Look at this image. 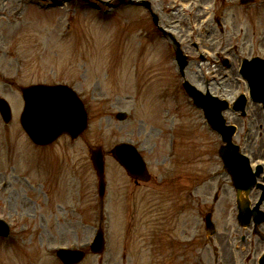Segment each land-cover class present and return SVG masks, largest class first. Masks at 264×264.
I'll list each match as a JSON object with an SVG mask.
<instances>
[{
    "label": "rangeland",
    "instance_id": "obj_1",
    "mask_svg": "<svg viewBox=\"0 0 264 264\" xmlns=\"http://www.w3.org/2000/svg\"><path fill=\"white\" fill-rule=\"evenodd\" d=\"M31 1L0 0V97L12 110L8 125L0 118V217L12 223L10 239H0V264H61L53 247L79 248L91 241L102 224L101 211L107 217L102 225L110 238L108 251L91 255L85 247L87 256L80 264H198L195 256L201 253L207 264H214L204 251L181 252L184 242L187 249V240L204 237L202 216L208 207L201 209L202 213L186 207L185 213H179V222L177 209H173L168 232L161 219L165 194L170 199L173 194H186L181 187L183 179L178 186L167 175H178L183 169L202 172L206 180L201 193L208 205H212L211 195L221 188L223 206L232 189L226 177H209L221 167L219 136L208 130L201 111L190 105L179 85L175 62L169 59V45L157 33L158 28L169 31L194 58L198 53L207 55L212 65L229 47L235 63L250 54L264 58V0H260V7L240 6L239 0H218L215 5L207 4L209 1L157 0L151 5L160 15L155 24L141 6H124L109 20H101L96 9L80 4L45 9ZM172 6L174 11H170ZM215 12L223 14V34L215 24ZM196 41L199 49L194 52L192 43ZM193 61L191 72L206 68L205 76L211 75L214 66ZM221 72L220 67L218 74ZM231 75L222 81L224 84L218 83L219 77L208 86L201 76L199 82H191L211 93L220 92L218 87L226 83L231 91L225 94L231 101L245 91L239 75L233 71ZM41 82L69 85L85 104L88 127L75 141L61 136L48 147H36L22 132L20 89ZM250 110L247 119L232 113L225 117L237 128L234 142L241 149L252 145L264 158V118L257 106L251 105ZM119 111L126 112V121L115 118ZM170 134L175 135L172 151L166 146ZM122 141L133 143L153 178L164 181L162 189L152 196L159 202L154 205L155 212L146 201L149 188L145 187L137 191L144 201L131 211L132 186L111 155L113 146ZM97 146L103 149L106 170L107 200L103 207L88 152ZM38 183L46 196L39 192ZM259 192L252 193V199L256 200ZM170 203L177 206L178 198ZM212 217L218 228L215 238L223 243L221 256L236 259L246 255L245 245L239 251L232 249V244L246 235L235 216L232 220L229 213L215 206ZM152 222L157 226L150 232ZM207 253L212 254L210 250Z\"/></svg>",
    "mask_w": 264,
    "mask_h": 264
},
{
    "label": "water",
    "instance_id": "obj_2",
    "mask_svg": "<svg viewBox=\"0 0 264 264\" xmlns=\"http://www.w3.org/2000/svg\"><path fill=\"white\" fill-rule=\"evenodd\" d=\"M257 60H254L252 66L255 70H262L264 68L263 62L256 64ZM250 64L247 63L248 80L250 82V87L252 88L253 97L260 99L264 102V74L256 75V79L250 75ZM253 71V70H252ZM260 73V72H259ZM191 89L190 95L195 99L197 105H200L209 119V122L213 126L220 130L223 134V140L228 144L221 150V156L223 157L226 166L231 168L234 173V181L237 182L239 188L247 189L252 185V181H242L237 176V171L235 172V167L241 161H244L242 156L237 153V150L231 146V136L234 132L233 127L224 128L219 125L220 117L217 114V110L223 107V102H216L214 100H208L206 97H202L199 93L195 92L193 87L189 86ZM61 93V94H59ZM23 95L26 98V107L24 113L22 114L21 121L25 126L27 132L31 139L36 142H42V140H50L54 136L59 135L62 132L68 133L72 138L77 136L86 126V114L83 110L81 103L75 99L76 97L71 93L67 92L66 89H48L45 87H36L31 89H24ZM6 105L0 100V111L4 117H6ZM214 108V112L210 109ZM218 111H221L219 109ZM119 119L124 118L123 114L118 115ZM221 121V120H220ZM124 148V147H121ZM121 148H116L115 152ZM92 157L91 161L97 174L102 182V156L99 151H91ZM123 154L126 156V161L131 163L133 166L138 165L139 158L134 152L126 147L123 149ZM124 161V163H126ZM136 173L144 175V171H136ZM140 176V175H139ZM253 180V178L251 179ZM103 186L100 184V191L102 192ZM242 209L241 215L245 212ZM250 214V213H249ZM0 233L3 231L2 224L0 223ZM101 242L93 245V251L98 252L101 250ZM60 257L63 259L65 264H71L75 261L74 256H71L69 252H62Z\"/></svg>",
    "mask_w": 264,
    "mask_h": 264
},
{
    "label": "flooded vegetation",
    "instance_id": "obj_3",
    "mask_svg": "<svg viewBox=\"0 0 264 264\" xmlns=\"http://www.w3.org/2000/svg\"><path fill=\"white\" fill-rule=\"evenodd\" d=\"M248 154L250 155V156H252L253 157V160H257L259 157V155H260V153H258V152H256V151H253V150H251L250 148H249V150H248ZM262 173H263V167H262ZM261 173V174H262ZM260 174V175H261ZM188 178H189V176H188ZM263 180H264V177H263ZM198 186V185H197ZM195 187V189H194V191L196 192L195 193V198H194V200L196 201V203H197V205L198 206H201V204L203 203V201H204V206H207V202H206V200H205V195H202V193L200 192V191H198V187ZM219 191L217 192V193H215V195H216V198H214V200L212 201L213 203H212V205H211V209L210 210H212L213 211V208L217 205V202L219 201V196H218V193H220V190H221V188H219L218 189ZM214 195V196H215ZM220 204V203H219ZM227 204V202L223 205L224 207H226L225 205ZM221 205V204H220ZM226 209H228L227 207H226ZM261 232L264 234V228L262 227L261 228ZM219 243H221V244H223L222 242H219Z\"/></svg>",
    "mask_w": 264,
    "mask_h": 264
}]
</instances>
